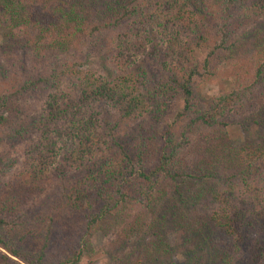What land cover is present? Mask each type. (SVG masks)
<instances>
[{"label":"trees","instance_id":"16d2710c","mask_svg":"<svg viewBox=\"0 0 264 264\" xmlns=\"http://www.w3.org/2000/svg\"><path fill=\"white\" fill-rule=\"evenodd\" d=\"M0 25V264H99L97 231L105 264H264V0H0Z\"/></svg>","mask_w":264,"mask_h":264},{"label":"rangeland","instance_id":"374dc122","mask_svg":"<svg viewBox=\"0 0 264 264\" xmlns=\"http://www.w3.org/2000/svg\"><path fill=\"white\" fill-rule=\"evenodd\" d=\"M7 31L8 29L5 28L4 26L0 25V43L4 42L7 39ZM97 55V54H95ZM196 55L199 57V59H202L203 55H204V51L200 50L196 53ZM91 63H88L87 65H83L80 66L81 68H85L86 66L88 67H93L96 62H100V57L99 56H92L91 57ZM214 64H217V71L213 77L212 80H207L205 82H203L202 86H201V93L205 96V97H209L211 95L220 93V92H224L227 91L229 89L232 88V81L230 79V67L228 66V64L226 62H214ZM101 69L104 71V69L107 70V72L109 71L110 68H105L104 65H102ZM62 81L65 82L66 81V77L65 75L61 76ZM169 103V110L168 112L165 114V116H163L158 124L159 129H163L166 127L167 123H169L170 121H172L173 117L175 116V114L179 111L182 110V98L181 96L176 97L174 100L172 101H168ZM227 131L229 134V138H230V142L232 144H238L240 142H242L246 137L249 138H255L257 137L260 133L263 132V129H259V128H255L254 125H250V127H248V129H246V127L244 125H241V122H239V120L237 119L235 122L233 123H229L227 126ZM195 132L193 129H189V131L187 132L188 136H189V144L193 143V138L195 135ZM5 148V155L4 158L7 160L9 159L8 156H12V151L10 150L7 153V149L6 146H2L1 151ZM13 154L15 156H17V158L20 160V156L18 155V153L16 154V152H13ZM8 157V158H6ZM5 160V161H6ZM175 238H174V242H177L178 236L176 234ZM108 238L106 237V235L102 232V231H97L94 233V235L92 236V241H93V250L95 252L96 256L101 257L98 261L99 264H105V261H103V257H102V246L107 242ZM92 250V251H93ZM94 258V255H93ZM87 261V258H83L82 263H85Z\"/></svg>","mask_w":264,"mask_h":264}]
</instances>
